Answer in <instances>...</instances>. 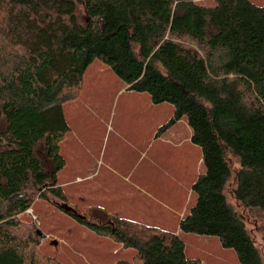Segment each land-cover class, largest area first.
Wrapping results in <instances>:
<instances>
[{
	"label": "trees",
	"instance_id": "16d2710c",
	"mask_svg": "<svg viewBox=\"0 0 264 264\" xmlns=\"http://www.w3.org/2000/svg\"><path fill=\"white\" fill-rule=\"evenodd\" d=\"M96 59L129 91L173 105L159 130L185 118L202 150L181 234L216 237L241 264H264L227 199L233 178L235 198L264 211V4L253 0H0V264H59L37 252L39 236L23 234L17 215L41 189L67 200L64 105ZM111 219L79 222L134 249L139 264H200L181 234Z\"/></svg>",
	"mask_w": 264,
	"mask_h": 264
},
{
	"label": "rangeland",
	"instance_id": "374dc122",
	"mask_svg": "<svg viewBox=\"0 0 264 264\" xmlns=\"http://www.w3.org/2000/svg\"><path fill=\"white\" fill-rule=\"evenodd\" d=\"M199 1L213 4V0ZM253 1L264 4V0ZM124 86L103 61L96 59L89 65L79 96L64 105L71 129L61 142V153L69 174L72 171L86 175L91 170L95 175L101 174L83 183L64 184L61 181L70 178L58 179L67 200L50 192L45 194L41 189L30 208L17 215L23 234L33 231L39 236L37 252L59 264H139L134 249L124 247L111 235L96 233L65 214L60 206L67 208L68 205L79 215L104 225L112 220L106 215L142 223L151 216L159 218L170 213L172 198L183 207H191L196 202V194L189 188L191 182L189 187L187 185L188 176L191 179L194 173L201 172L200 166L196 167L195 150L175 145L169 136L156 138L159 128L173 116V105H155L148 93L122 90ZM154 130L153 142L148 147L149 157H140L128 137L133 135L143 143ZM174 131L182 134L188 131L189 136L191 129L184 118ZM198 149L202 153L201 148ZM228 159L233 169H237L238 159L232 155ZM126 175L130 179H126ZM103 178L107 180L101 185ZM233 180L231 178L228 184L227 199L244 218L264 260V211L244 207L232 193ZM146 219L144 221L149 222ZM174 226L169 219L167 227L174 229ZM182 236L187 256L198 259L200 264H241L236 251L224 248L216 237Z\"/></svg>",
	"mask_w": 264,
	"mask_h": 264
},
{
	"label": "crops",
	"instance_id": "0c3cea01",
	"mask_svg": "<svg viewBox=\"0 0 264 264\" xmlns=\"http://www.w3.org/2000/svg\"><path fill=\"white\" fill-rule=\"evenodd\" d=\"M128 86L125 84V86L123 87L122 90L126 89L127 91H129L128 89ZM183 119H181L180 121L176 122L173 126H171L170 128L166 129L165 131H157L156 133V138L161 136V138H166V136H169V138L175 142V145L177 146H186L187 148L189 149H193V151L195 150L196 154H197V159H196V167L200 166V170L201 172H204V166H203V156H202V153L201 151L198 149L199 147L196 146L195 144L191 143V136H192V133L190 131V135L188 136V131L185 132L184 134L182 133H179V132H176L174 131V127L179 123L181 122ZM155 130L153 132V134L151 135V137L148 139L146 138L145 142L141 143V141H139V139L135 138L133 135H130L128 137V141L130 143V145L132 146L133 149H136L135 151H137L139 154H140V157L143 155L145 158L146 157H149V151H148V147H149V144H151L153 141H151L155 134ZM181 134V135H180ZM183 136V138H182ZM120 137V136H118ZM172 137V138H171ZM122 138V136L120 137ZM155 138V139H156ZM65 139V137H64ZM63 139V140H64ZM176 139V140H175ZM193 144V145H192ZM152 160L155 161V159L153 157H150ZM140 160V159H139ZM66 161V159H65ZM65 167H67V162L65 163V166L62 170H60L58 172V179L61 181L62 180H65L66 178H70L69 181H66V182H62L61 183H83L84 181H88V180H92V179H95L96 176H99L101 174V172L98 174L95 175V171L91 170L90 173L86 174V175H82L80 173H76V172H72L69 174V172H67V168L65 169ZM199 169V167H198ZM93 171V172H92ZM92 172V173H91ZM200 171H198L197 174L194 173V175L191 177V179L187 178V182H188V187L189 185L191 184V187L189 188H192V185L193 183L195 182L198 174L201 173ZM186 175H187V172H186ZM126 179H130L129 178V175H126L125 177ZM68 180V179H66ZM71 180H74V181H71ZM104 182L101 183V185H104L106 183V180L107 179H104ZM191 182V183H190ZM190 183V184H189ZM59 185V184H58ZM61 186V185H60ZM171 202L170 206H169V212L170 213H166V214H162L161 217L157 218L155 217L153 219V217H149V218H145L146 220H148L149 222H146L144 220H142L144 222V224H147V225H153V226H157L165 231H170V232H175L177 234H179L180 232V228H179V223H180V220L186 215L188 214L189 210L191 207H188L187 206H181L180 204L176 203L175 204V198H172L169 200ZM181 206V207H180ZM61 208V211H63L65 214L67 215H70L72 217H75L78 221L80 220H84L86 219V217L82 216V215H79L77 213V211L75 209L72 210V207L70 208L68 205L66 206L67 208H65L64 206H60ZM69 207V208H68ZM167 212V211H166ZM108 217H119L121 218L120 216H111V215H106ZM124 216V215H123ZM126 217V216H124ZM163 218V219H162ZM123 219V218H122ZM162 219V220H161ZM169 219H172L173 222L175 223V226H174V229H171V228H168L167 227V224H168V220ZM131 221H136V222H139L138 220H131ZM142 223V222H140ZM153 223V224H152ZM109 224H111V221H109Z\"/></svg>",
	"mask_w": 264,
	"mask_h": 264
}]
</instances>
